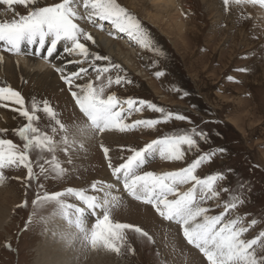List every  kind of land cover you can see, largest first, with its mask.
<instances>
[{
    "label": "rangeland",
    "instance_id": "1",
    "mask_svg": "<svg viewBox=\"0 0 264 264\" xmlns=\"http://www.w3.org/2000/svg\"><path fill=\"white\" fill-rule=\"evenodd\" d=\"M54 2L61 0H39V6ZM116 3L139 21L151 44L145 47L134 35L121 33L110 22L89 16L80 0L75 22L87 34L96 36L95 43L83 38L81 42L90 52L108 57V60L96 61L97 65L117 64L120 71L113 69L96 80L93 68L88 61H83L73 64L71 70L88 69L76 83L92 82L94 86L103 83L105 97L114 94L120 101L143 99L163 107L165 112H172L173 119L160 123L155 129L139 126L123 133L118 129H106L82 134L78 129L88 123L87 118L60 74L55 77L57 86L43 83L35 74L27 73L16 64V53L1 49L13 68L4 69L3 62L0 63V87L21 92L30 111L33 99L37 103L47 100L65 128L60 129L43 111L37 113L38 126L53 137L54 151L41 153L36 150L30 155L34 171H38L36 161L45 163L49 169L47 178L42 176L28 184L27 171L23 167L3 169L0 209L5 212V218L0 227V264H210L199 248L188 243L180 224L167 220L153 205L126 192L122 182L112 175L102 150V146L109 148V157L115 164L122 162L121 156L130 154L129 147L140 148L165 135L190 133L193 128L197 132L204 131L208 137L198 140L199 151L187 155L184 161H168L155 154L146 160L141 171L157 174L178 171L203 152H215L210 161L203 162L197 169L196 175L223 174L225 179L216 181L218 195L202 202L201 206L209 209V215H219L225 211L227 203L235 202L236 207L228 209L225 219L237 220L238 227L247 229L243 239L264 240L261 236L264 233V7L237 4L235 0H229L228 4L224 0H176L175 6L158 0H116ZM33 6L36 5H7L0 0V21L26 15ZM97 32L117 45V54L103 48ZM63 43L58 47L63 48ZM22 47L23 55L26 50L35 51L34 46ZM26 53L28 58H36ZM71 58L83 60L75 55ZM117 74L123 77L120 85L114 82ZM108 76L113 78L111 85H107ZM72 91L78 90L73 87ZM18 107L0 102V138L22 145L15 130L26 120L13 110ZM123 107L127 109V104ZM140 107L137 103L131 114L124 113L125 123L163 115L147 107L136 111ZM176 115L188 119L178 120ZM51 127H56L57 131L52 133ZM53 155L65 170L63 174L51 171L53 166L46 163ZM96 182H99L98 187L93 190L91 185ZM115 183L116 190L108 189L109 184ZM39 184L43 188L38 187ZM191 186V183L181 185L179 190L187 191ZM68 188L84 190L98 200L111 193L110 199L116 191L117 199L109 212L112 222L137 226L148 236L125 229L123 240L114 241L119 252L103 243L93 246L90 233L97 216L102 217V209L86 215L89 237L86 238L59 214L56 201L36 203L44 193H66ZM197 191L199 193V188ZM122 196L123 200L119 199ZM60 199L65 204L86 207L75 196L65 194ZM25 201L27 205L23 206ZM61 221L77 233L79 241H74L72 236L75 244L69 242L58 251L55 239L60 230L55 226L63 225Z\"/></svg>",
    "mask_w": 264,
    "mask_h": 264
},
{
    "label": "snow or ice",
    "instance_id": "2",
    "mask_svg": "<svg viewBox=\"0 0 264 264\" xmlns=\"http://www.w3.org/2000/svg\"><path fill=\"white\" fill-rule=\"evenodd\" d=\"M2 2L7 5L13 3L36 5L30 7L26 15H20L19 18L11 21H0V43L3 44L5 50L19 54L22 46L26 45L29 48L34 46L35 52L29 54L40 56L41 53H44V58H51L57 52L58 44L63 41V54L69 57L75 55L83 58V60H68L67 64H80L83 61H88L89 66L96 73V80H100L113 69L117 72L120 71V66L117 64L97 65L96 61H105L108 60V57L90 52L86 44L81 42V38H83L85 41L95 43L93 37L84 32L75 22L77 19L76 7L80 0H75V3L73 0H61L59 3L54 2L46 6H39V0H2ZM235 2L237 4L242 2L259 4L264 7V0H235ZM224 3L228 4L229 0H224ZM83 7L90 9L89 16H96L101 21H108L119 32L134 35L142 45L150 46L151 41L139 21L129 16L125 9L116 3V0H83ZM56 71L68 86L76 105L87 118L88 123L78 129L82 134L95 130L103 132L106 129H118L123 133L139 126L155 129L160 123L173 119L172 112H165L163 107L143 99L137 101L129 98L126 101H120L114 94L105 97L106 85L103 83L99 86H94L92 82L76 83L77 80L82 79V73L87 74V68L80 67L75 71L65 73V68L59 67L56 68ZM122 80L123 77L117 74L114 82L116 85H120ZM112 83V76H108L107 85ZM73 87L78 91H72ZM0 102L18 105L19 107L13 110L18 111L20 116L26 120L23 126L15 130L20 140L23 141L22 145L11 139L0 138V180L4 178L3 169L9 166L26 169V183L28 184H31L33 180H39L42 176L47 178L49 169H46L45 163L36 161L38 171H34V162L30 154L36 150L41 153L54 151L53 137L49 135L48 131H42L38 126L40 117L37 113L43 111L51 121H54L55 125L64 129V124L57 118V112L47 100L37 103L35 99L32 101L30 111L26 107V101L21 92L11 87H0ZM125 103L127 109L123 107ZM137 103L141 107L136 108V111L147 107L149 110L162 113V117L125 123L124 113L127 111L131 114V110ZM175 119L187 120L188 118L176 115ZM56 131V127H51L52 133ZM206 139L208 137L205 132H197L195 128L190 133L165 135L152 140L143 147L127 148L130 154L126 157L121 156L122 162L115 164L109 157V148L102 146V150L108 159L107 166L111 169L112 175L117 181L122 182L123 188L128 194L146 204L153 205L157 213L166 217L167 220L180 224L188 243L199 248L210 264H264V240L243 239L242 236L247 229L242 226L238 227L237 220L225 219L228 209L236 207L235 202L227 203L225 211L219 215H209V209L201 206L202 202L218 195L215 190L216 181L225 179L223 174H209L207 177L196 175L197 169L203 162L210 161L215 152H203L188 166L178 171L164 174L141 171L146 160L157 153L168 161H184L187 155L200 150L198 140ZM64 142L67 143L66 137ZM219 151L225 150L219 149ZM40 159L44 158L40 157ZM46 163L53 166L51 171L59 174H63L65 171L54 155L50 160H46ZM98 183H93L91 188L96 190ZM188 183H191L192 186L187 191L179 190V186ZM38 187L43 188V185L39 184ZM107 187L111 189L115 186L109 184ZM65 194L75 196L86 207H75L63 203L60 198ZM170 196L174 198L170 199ZM48 200L56 201L59 214L79 232L84 233L86 238H89L85 229L86 215L95 213L97 209L103 210L102 217L97 216L90 233V241L93 246L103 243L106 247L119 252L120 248L114 241L123 240V230L125 229L148 236L147 232H142L141 228L137 226L112 222L109 212L115 198L98 200L97 196L88 195L84 190L68 188L66 193H44L36 203L39 205ZM26 205L27 201L23 206ZM33 215H35V211ZM252 223L255 224V221ZM72 235L71 233L66 234V238H71ZM261 236H264V233H261Z\"/></svg>",
    "mask_w": 264,
    "mask_h": 264
},
{
    "label": "bare ground",
    "instance_id": "3",
    "mask_svg": "<svg viewBox=\"0 0 264 264\" xmlns=\"http://www.w3.org/2000/svg\"><path fill=\"white\" fill-rule=\"evenodd\" d=\"M158 1H161V2L162 1H165L166 4H169L171 6H175V3H176V0H158ZM86 11H87V14L89 15L90 9H86ZM97 27H98V25H97ZM104 30H107V27H104ZM97 33H98L97 36H99V38L101 39V45L103 43V48L105 47L110 52H112L113 54H115L116 51H117L116 50L117 49V45H114V43L111 42L110 39L104 38L106 35L105 36H102L101 33H99V32H97ZM94 36H93V38H94ZM103 39H104V41H103ZM125 41H127V40H125ZM1 49L3 51L5 50V47L3 46L2 43H0V54H3V56H2L3 58L0 57V63L3 62V63H1V67L4 68V69H6V68H8V69L13 68V65L10 64V63H8L9 62L8 61L9 59H7V56L4 55V52L5 51L3 52ZM24 49H26V48H24ZM58 49H60V50H58ZM26 52H35V51L26 50L25 51V55H23L22 53L17 54V63L16 64H18L27 73L29 72V74H35V76L38 78V80H41L43 83L50 82V83H54V86H57L58 85L57 84L58 82L55 79V77L56 76H59V73L56 71V68L64 67L65 68V73H68L71 70H73L72 68L74 67V65L73 64H67V61L68 60H72L71 56L69 57V56H66L65 54H63V48H61V47H58L57 46V52L51 58H44V55L43 56H36L35 55L36 58H33V57L32 58H28ZM65 65H66V67H65ZM74 70H75V68H74ZM157 154H156V156H157ZM158 156H159V154H158ZM114 186L115 187H113V188L116 190L118 188L117 183H115ZM0 188H1V186H0ZM114 192H115L114 195L110 199H109V196H110L111 193L110 194H106V197L103 196L102 199H109V200H111L113 198H116L117 193H116V191H114ZM123 198H124L123 196L122 197H119V199H122V200H123ZM2 218H5V212L4 211H1V209H0V227H1L2 223H3ZM87 220L88 219L85 218V229H86V222H87ZM63 226H65V227H63ZM69 226H70V224H69ZM55 227L60 230V232L57 233L56 239H55V240H57V243H58V247L56 248V249H58V251H61L62 248L67 247L68 244H69V242H71V244H73L74 241H76V242L79 241V240L76 239V237H77V233L76 232H79V231H76L75 232L74 230H72L69 227H67V224L64 225V223H63V225L57 224ZM69 233L73 234L72 236L74 237V241L72 239V236H71V238H66V234H69ZM79 234H81V237L83 236V233L80 232Z\"/></svg>",
    "mask_w": 264,
    "mask_h": 264
}]
</instances>
